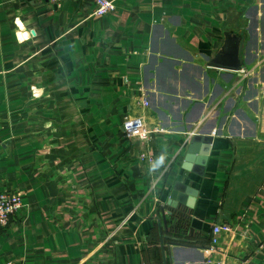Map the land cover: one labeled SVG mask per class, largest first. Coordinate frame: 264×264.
Instances as JSON below:
<instances>
[{
  "label": "crops",
  "instance_id": "crops-1",
  "mask_svg": "<svg viewBox=\"0 0 264 264\" xmlns=\"http://www.w3.org/2000/svg\"><path fill=\"white\" fill-rule=\"evenodd\" d=\"M112 1L0 0V264H264V0Z\"/></svg>",
  "mask_w": 264,
  "mask_h": 264
},
{
  "label": "built area",
  "instance_id": "built-area-1",
  "mask_svg": "<svg viewBox=\"0 0 264 264\" xmlns=\"http://www.w3.org/2000/svg\"><path fill=\"white\" fill-rule=\"evenodd\" d=\"M62 0H49L50 3L59 6ZM116 6L112 0H96V16H106L115 11ZM245 69L242 72L245 73ZM247 73V72H246ZM245 73V74H246ZM143 104L148 105L147 99L144 97ZM123 133L126 137H140L143 140L148 139L149 132L146 131L143 122L140 119H129L123 124ZM143 157L153 161V157L143 154ZM24 207L22 196L18 193H11L7 190L0 193V228L8 226L12 217L16 215ZM232 227L229 224L214 225L211 231V244L209 248L212 252H216L215 246L218 244V237L222 232H231Z\"/></svg>",
  "mask_w": 264,
  "mask_h": 264
},
{
  "label": "water",
  "instance_id": "water-1",
  "mask_svg": "<svg viewBox=\"0 0 264 264\" xmlns=\"http://www.w3.org/2000/svg\"><path fill=\"white\" fill-rule=\"evenodd\" d=\"M204 134H206V132L201 131V132L196 133V134L193 135L191 143H190V145L188 147V151H187V157H186V162H185L186 164L185 165L188 166V167H186V168H189V166H191L190 164L195 158H196V161L198 163H200V164H203V166H204V164H206L207 156L209 154V146L208 145L203 148V151L201 152L202 155H200L199 157L195 156V154H197V149H198V146H199L198 143L200 141L203 140V141L209 142V143L212 141L211 137L206 136L207 134L206 135H204ZM183 189H184V187H181L180 183L175 185L174 190H173V192L171 194V198H170V200L168 202V204L170 206L171 205L172 206H176L177 205L176 202H180V201L184 202V200L182 199V195H181L182 191H184ZM189 192L192 193L193 199L189 200V202L187 203L188 204L187 206L192 207L193 202H194V196L196 195V192L193 191L192 189H189ZM175 213L176 212L174 211V213L172 215H174ZM164 221H165V219H164ZM161 242H162V251H163V256H164V261H165L164 264H166L167 260H166L165 246H164V242L163 241H161ZM173 246L176 247L177 245H173ZM182 246H184V245H182ZM191 248H193V247H191Z\"/></svg>",
  "mask_w": 264,
  "mask_h": 264
},
{
  "label": "trees",
  "instance_id": "trees-1",
  "mask_svg": "<svg viewBox=\"0 0 264 264\" xmlns=\"http://www.w3.org/2000/svg\"><path fill=\"white\" fill-rule=\"evenodd\" d=\"M210 240V239H209ZM209 244H210V241H209Z\"/></svg>",
  "mask_w": 264,
  "mask_h": 264
}]
</instances>
